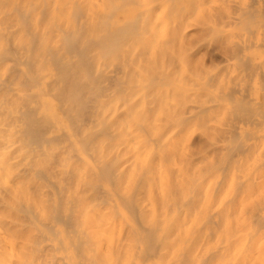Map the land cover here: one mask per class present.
<instances>
[{
  "label": "bare ground",
  "instance_id": "6f19581e",
  "mask_svg": "<svg viewBox=\"0 0 264 264\" xmlns=\"http://www.w3.org/2000/svg\"><path fill=\"white\" fill-rule=\"evenodd\" d=\"M49 1L50 0H0V264H83L84 261L82 262L81 256L79 255V254L82 255V253L84 254L83 256L88 257V259L87 257L86 259L89 261L90 264H116L118 259H116L115 252H117L118 249L120 248L121 246L120 243L123 242V239L121 238V239H118L117 241L113 240V234L115 232L114 231L115 225L110 223L111 222L110 220H112L111 219L112 216L109 215L112 212V210L111 212L109 211V213H107L110 216L109 217L107 215L110 218V220L105 221V219L102 218V215L99 212L100 209L98 208V206L100 207V203L99 202L95 203L92 200L93 199L92 197H87V199L90 198L87 201V199L84 198V196L81 193L82 191L85 192L84 189L87 186L85 184H87L88 182L83 183L85 187L84 188L82 187L83 188L82 191H79V193L74 194V196L70 194L71 197H73L71 198L69 196L70 188H68V184L67 185H63L62 183H59L58 185H56V183L52 184L51 177L49 176L50 173H53L54 175H62V176L66 175L64 177L65 178L64 180L69 179V178H66L67 176L74 178L73 182L76 187L74 188V190L76 189L78 190V188L82 185L80 175L82 174V172H85L86 174V171L88 172V169L90 171H93L92 173H95L96 175L97 173L99 175L102 172L103 177L102 176L101 177L104 179L105 177L108 176L109 178L107 179L112 180L114 184L116 180L115 176L113 175V171H112V169L114 168H115L114 170L116 169L118 170L122 168L123 170H126L127 173L133 172L134 175L136 174L138 179L141 180L142 179L141 175L149 171L150 157L155 156L157 154L159 159H161L162 158L161 154L164 153L165 155L164 151L171 147L176 148L177 154L182 151L184 152L185 149L183 150V143L185 142L186 137L188 135L189 127L188 128L185 127L187 128L185 130L186 132L184 133L183 138L180 141H178L177 140L178 137L176 136L182 130V129L180 130V127H182L181 125H184V124L191 125V127L194 128L195 125L190 123V120L192 119L194 114L203 113L205 112V110H209L211 112L212 107H210L211 105L210 106L206 105L202 101L195 102V103L191 102V104L188 105V107H186L188 110L189 116L188 117L183 116V118L182 116H180L181 117L180 123L174 125L175 127L171 129L170 134L165 135L166 137L160 135L161 136L160 137L159 134H155L154 132H152L150 135L149 131L151 130L147 131L148 130L147 125L144 123L143 125L142 123L138 122V125L135 124L136 126H134L132 125L134 123L133 120H132L133 123L131 122L130 124L129 122V115H128L129 110L133 111L134 114H137L140 111L145 113L144 112L145 110L147 112V109H145L146 107L145 102L150 99H147L145 101V96L147 94L145 95V92L143 90L144 87L138 91L137 90L131 91L128 94L129 95L128 98L121 99L120 103H122V105L119 104V106L120 105L121 106L118 108L117 106L112 107V102L110 101L111 95H109L106 92H103L101 94L99 93L100 94V95L98 94L99 96L95 95L94 97L90 95L93 98L91 99V97L89 96V91L86 92V90L88 89H85V86H84L86 85L85 82H87L85 81L87 76L85 78L79 77V76H83L82 73L81 75L79 74L76 75L77 71L74 69L75 67H73V65H70L71 62L72 64L76 62L70 61L71 58H69L70 56L69 51H73L74 48L75 49L77 48L76 50H78V46L77 47L74 46V41L80 39V36L84 38V36L86 35V32L89 33L90 32L89 30L90 29L92 30L91 28L92 26H90V29L82 31L80 34V31H81L79 30L80 27L78 26L79 33H77L78 32L77 26L76 24L74 25L72 21L67 20V22L64 21V23L63 22L61 23L60 20L62 18H60L59 20L56 17L57 22L55 21V19L54 21L57 24L54 23L52 25L51 24L52 21H51L50 22L51 27H49L48 24H46L47 23L46 18H48V20L49 19L52 20V18H54L55 16L59 17L58 14L62 13L64 9V5L59 0H56V2H54V5H50ZM185 1L186 2L184 3L187 4V0ZM188 1H191L188 4L189 6L186 7L187 5H184V8L186 9L183 8V10L185 11V14L187 17L189 16L193 18V21L195 22V27L197 29H200L201 25H203V27L206 26L208 30L214 29L216 27L215 25L219 26L218 23L217 24L216 22L215 24L213 23L214 21L212 20L214 18L213 19L211 18V21H210L209 20L210 17L207 18L206 16V18L208 19L206 20L203 10L202 11L200 10V9H204V12H206L208 10L212 11L215 7L218 9L219 6L217 5H220V4H217V5L215 4L217 0L216 1L212 0L215 3L212 2L211 0H207V1H210L209 7L211 4L214 6V7L212 6L213 9H208L209 7L206 6L207 2L204 3L203 2L204 0H188ZM222 2H224L223 5H226L227 7L234 6L236 9L234 7L233 8L236 11H234L233 13L235 14L234 15L233 13L229 14L227 10H226L227 14H221V12L223 13V11L227 9L223 7L222 3H221V6L223 8H220L221 6L219 7V10L221 12H216L217 9L216 10L214 9L215 11H212L214 12L213 14L211 11H210L211 14L209 13V11L207 12V14L209 13L210 15H213V17L217 16V14L215 15V13H219L222 16L226 15V16H223V18H225L224 23L230 26L229 28L231 27L234 28L235 30L234 35L232 34V36L230 35L229 37H226V38L224 37L226 39L225 41L232 44L230 45L233 47L232 48L233 57L237 58V57H240V55L242 54L246 55L245 53L249 49L250 50L251 49H254V50L264 49V0H241V1L222 0ZM100 5L101 3L99 4V6ZM74 6L78 7L77 5H74ZM164 8L166 7L164 6ZM178 8L180 9V7ZM76 10L77 8L75 9V11ZM98 10H100V7L98 8ZM150 10L152 11V9ZM158 10L159 11H157L156 9L155 12H159L156 14L165 15L163 11V7L162 8L160 7V9ZM166 10H169V9H166ZM103 12L105 14V11ZM110 12L113 13V10ZM179 12H182V11H179ZM108 13L109 11L107 12V16H108ZM176 13H177V10H176ZM149 14L150 12L148 13V16ZM168 14L166 13V16H168ZM178 14L181 15V13H178ZM182 14H184V12ZM109 15L111 16V14ZM137 15H135L136 18H138ZM219 16L216 17L215 21L220 22V20L217 19L219 18ZM98 18L100 19L101 16L98 15ZM154 18H156V16ZM58 20H59V23H58ZM78 20L75 19V22H78ZM103 20H104V23L102 22V20H101V23L102 25L104 24L105 26L106 19L104 18ZM154 20L153 22H156V19ZM181 20H182V17L180 21ZM157 21H158L157 28L159 30H157L156 27L155 29L157 31H155L154 29L153 30L157 33L158 31H160L159 39L161 40L162 35L164 33V29L170 22V19L163 18L161 16L160 18L158 17ZM173 21L175 22L176 20H173ZM107 22L106 24L108 25ZM146 22L149 23V21L147 20ZM88 23H89V20H88ZM129 23H133V22H128V24ZM96 24L97 26L99 25L97 22ZM128 24H126V26H128ZM78 25H80V23ZM142 25L144 29V24ZM142 25L140 27H142ZM82 27L84 28L85 26H82ZM140 27L138 28L140 29ZM147 27L150 32V27L149 26ZM203 27H201V29ZM100 28L99 30H102V26ZM152 28L153 26L151 27V29ZM216 29H218V27H216ZM99 30H97V32L100 33ZM166 30L168 29L166 28ZM102 31H105V30H102ZM83 32H85V35L83 34ZM211 32H214V31H211ZM62 33L67 34V37L70 40V42L69 40L67 41L68 42L66 43L68 44L67 46L61 45V42L63 41H61L60 44H58L59 37H61L60 35ZM92 33L94 34V31L91 32V35ZM151 33H150V36L153 35ZM52 34L54 35L55 44L53 45H51V43L47 44L46 40L50 41L49 37ZM181 34H179V36ZM103 35L104 34L102 35L99 34V36L97 35L96 37L93 36V38H91L90 40L98 42V43L100 41L103 42V38L104 39L106 38V36H103ZM145 35L149 36L147 34ZM65 36L66 35H64V39L66 38ZM231 37H233V39H231ZM169 38L172 39V37L168 36L167 38L168 40H166L167 42L169 41ZM149 39L151 40L152 37H150ZM65 40H67V38ZM35 42H37L35 47L40 46V50L39 52H37V54L39 53V55L33 53L34 51L33 44ZM155 42L158 43L159 40H155ZM109 43H110V40H109ZM65 46L67 47V49L64 48ZM107 46L111 47L112 44L111 46L109 45ZM80 48L81 46L79 47V49ZM81 49H86V48L83 47ZM89 49L90 48H88V51ZM79 51H80L79 53H82V50H79ZM86 52L87 51H85L84 54ZM103 55H107L106 57L109 56L107 53L102 54V56ZM85 56H87V54ZM36 57L37 59L35 60ZM91 59H94V56ZM51 60H54V62H57V65L62 67L61 72L63 70L62 73L64 74H58V73L55 74L53 72L54 70L52 71L50 69L49 64ZM35 62L38 64V67L36 70H32L33 69L32 66L33 65L35 66L34 64ZM77 63H80V62H77ZM77 63L74 65L77 66L78 65ZM244 63L245 65L242 64V66L239 67L241 69L239 73L234 76L235 79L237 80L232 79L235 81V82L232 81L233 82L232 84L235 83V86L229 87L230 85L229 86L226 85L227 87H225V90L222 87L223 89L221 92V95L223 93V97H225L224 96L225 94L226 96L229 95V93L231 94L233 93L234 95L239 94L238 98H236L237 96H235V98L236 99L241 98V100L239 101L236 100V102L238 101L237 106L233 108L234 111L231 109L233 111L232 113L234 116H232L231 115L232 113H231L230 117L232 118L234 117L238 120L239 119L241 120L238 121L235 119L236 122L233 121L234 123L232 122V125L228 124L227 128L221 130L222 133L224 134V138L218 143L213 142L211 145L213 150H219L220 152L222 151L221 153L222 156L219 160V166L217 165L218 167L216 168V171L213 175L216 179L214 180L215 183L211 185L208 184L210 181L209 182L207 181L206 183L209 186V188H211V190L213 191V194H214L213 197H217V196L219 197L218 198L219 202L218 203L212 202L210 204L211 209L209 211L206 210L208 208H205V211H208V213L203 212V210L201 211L204 214L205 213L207 214V215L206 214L204 215L201 213L202 215L207 216L204 222V225H202V228H203L202 231L204 232L203 234L196 233L202 236L204 235L207 238V239L205 238V240L208 241L209 243L208 249L206 250L205 248L206 252H204V248H203L202 249L203 253L200 252L199 254L195 255L193 253V250L191 249V246L189 245L182 244L179 248H175L176 245H172L167 242L170 236V233H171V228H164L159 231L158 230L159 228L156 227L155 225L146 224L141 227L139 226L140 224L138 223L139 229L141 228L140 229L141 232L144 233V238L146 239L147 247L144 246L146 247V250H143L144 252L140 256L141 258H138L136 256V260L133 263L135 264H162L163 263L162 260L166 259L167 254L170 251H175L173 253L174 255L176 254L175 255L176 257H174L173 259L174 264H264V108L260 107L263 109H259V106H264V57H260V56L248 57L247 61L244 60ZM84 64L86 65L85 62ZM84 64H82V66ZM79 65L77 67L81 66ZM70 66H72L73 70L76 71V72L74 71L75 77L73 76V74L71 75V73L73 72L70 71V69L72 68ZM81 69H84V67H82ZM57 71L61 73L56 68L55 72ZM178 71L182 72L181 68H179ZM85 72H86V69H85ZM137 73H136V77L140 75L139 74L137 76ZM105 78L110 80V79H114L115 77L110 74ZM247 78L248 79L256 78L258 79V82H255L254 84L251 85L249 84ZM91 80H93L94 83L97 82V81L95 82V79H91ZM91 80L88 83H90ZM204 80L206 83L204 81L194 80V84L191 86V88H185L180 85L171 84V87H170L171 89L164 90V91L160 90L158 92V94H160V98L158 101L159 102V108H158L159 114L157 113V115L161 114L160 112H162L161 111L162 109L166 110L167 105L172 107L173 109H177L178 105L175 100L176 96L187 94V93H189L190 96H194V97L198 95H202V96L208 95L209 96L211 92L210 90L207 89L208 87L206 85L207 83L209 84V82H207L209 80L207 78ZM118 81L121 82L120 78ZM237 83H239L238 87L236 85ZM92 93L93 95L95 94L94 92ZM92 93L90 92V94ZM49 94L55 99H56V95L62 98V100H60L61 102L58 100L59 101L58 103H60L61 107L63 108V111H62L63 116L66 115L65 117H68L66 121V125L63 124L65 128L63 126H60L61 118H58L55 115L52 116L53 114L52 112H50L51 106H49L48 101H47V97ZM258 94L260 95L261 99L258 96ZM86 96H88L91 99V101L89 100L87 101ZM229 96L232 97V95H229ZM150 98H152V96H150ZM217 99L220 100V98H218V95H217ZM217 99L216 100L214 99V100L216 102H219ZM214 100L212 101L216 103ZM154 101L155 99L153 100V102ZM73 104L75 107L74 110L76 112L75 115L71 114L74 111V110L72 111ZM217 104H220V102L216 103V107L218 106ZM155 106L156 104L153 105V108ZM168 111L170 110L168 109ZM185 113L183 115H185ZM205 113H208V112H205ZM81 114H83V116L85 115V118H86L84 119V117L81 116V118L84 119L83 122L81 121L82 124L84 123L85 126L87 124L91 125L92 128L87 129V130L85 129L87 132L85 131V133L83 132V134L81 132L82 134V135L80 134L81 138L77 140V138L74 137L73 135L72 129L75 131L81 129L80 127L81 124L80 126L78 125V117ZM147 115H148L147 117H149L150 114H147ZM130 116H135V115L130 114ZM157 117H160V116H157ZM116 119L119 120V123H115ZM159 123H160L159 121L158 122L153 121L150 125V127H152L151 129L156 130L157 127L162 124V123L161 124ZM71 124L72 125L74 124L75 127L73 126L74 128H72V126H70ZM249 124H252L254 126L251 127L249 126ZM139 128H140V131H139ZM161 129L163 130L164 127L162 128L161 126ZM145 131H147L149 136L143 135ZM191 132L192 130L190 131V133ZM76 133H77L76 135H79L78 134L79 132L76 131ZM235 134L236 135L237 134L246 135V137L244 136L245 137L244 139L239 140V141H234V143L232 144L233 141L231 140V138L234 139L235 137L238 136V135L235 136ZM80 140L84 143L85 153H83L84 151L80 152L76 148L77 143L81 142ZM59 141H63V142L65 141L68 144L64 146H60L58 144ZM225 142H229L230 145L226 146L224 144ZM96 148H97V151L99 152L98 154L95 152L96 155H98V157L95 159L98 165L95 164V167H93V165L90 166L85 160V154L86 155L89 154V153H86L87 150L90 151L92 149H95L96 151ZM113 150L115 151V153L113 152ZM121 152L123 154V155L121 154L122 156L119 155ZM52 155H54L56 158L54 156L53 157L57 159L55 163H53L55 161L54 158H53L54 160L53 162L49 158V156H52ZM74 157L83 162L81 163L82 165L81 167L80 166L75 167L73 165L72 159ZM235 158L237 160L233 162V159ZM187 159L188 158H186V160ZM193 159H194L193 157H190L188 159L189 165L196 163L197 159L196 160H193ZM40 160H41V163H40ZM165 160L167 159H164L163 162L166 163ZM248 161H252V162L246 164ZM237 162H238V166L236 164ZM74 164H76V161L74 162ZM168 164H170V162H168ZM175 165H176L175 167L177 170L179 171L182 170V165H178V164H175ZM183 165L185 166L186 164L184 163ZM163 167L164 166L162 165V162L159 161V164H158L159 173L163 171L162 170ZM166 170H169V169H166ZM99 171L101 172L99 173ZM153 171H152V174L155 173ZM174 172H176V170H174L173 173ZM133 173L131 174V177ZM231 173H233L234 175L233 174L231 175ZM123 174L121 176H123ZM167 174H169V172ZM136 175L133 177L135 178ZM122 178L124 179L125 177H121V179ZM132 179H130V181ZM92 180H90V182H92ZM62 181H63V178H62ZM106 181L108 182V180ZM163 181L164 183L166 182V180H163ZM169 181H170V178H169ZM92 183L95 184L94 182ZM135 183L138 184L139 181H136ZM129 184L127 188H129L130 186ZM143 184L145 183L142 182V186L140 187H143ZM174 185L176 186V184ZM42 186H45L47 189V191L45 190L46 191L45 196L47 197L51 196L48 200L45 199L46 197L43 196L44 193L43 195L42 193L38 194L41 191L40 188ZM154 186L150 188L153 189ZM170 186L172 188V185ZM145 187L148 188L147 186ZM165 187L167 188V186ZM204 187L206 188V186ZM29 189L36 190V191L31 190V192H29ZM90 189L91 188H89V190ZM119 189H120L119 195L123 197L124 194L121 192V188ZM152 189L150 193L152 192ZM160 189L162 190L161 193L163 192L164 194V190L162 189V186L160 187ZM38 190L40 191L38 192ZM99 190L98 192H100ZM95 191H96V188H95ZM63 193L67 201L65 205H63L64 203L62 205L60 203V202H63V200H61V197H60L61 195H63ZM150 193H149V196L152 199L153 195L151 196ZM146 195H147V192L145 196ZM92 196L94 197L95 195H93L92 193ZM133 197H134L133 192L130 195L129 194L125 195L123 199L127 203V206L125 205L123 206H125L126 208L129 207L131 212L138 214L137 207L133 200ZM50 199L54 203L52 207L50 204H48V201ZM191 200L192 198L190 199L189 197L188 199L187 198L185 199V202L188 203V202H191ZM143 201L145 200L143 199ZM154 201H152L151 203H153ZM149 202H150V199H149ZM103 203H105L104 200H103ZM109 203H111V201ZM158 204H160L161 206V203H158ZM107 205L108 204L104 205V207ZM109 206L111 207V209L113 208L112 205L109 204ZM141 206L143 207L144 205H141ZM162 208L164 209V207ZM162 208L160 207L162 214H163L164 212ZM60 209H62V211ZM104 211L107 212L108 210L104 209ZM183 213H184V210H183ZM190 213L191 211L189 212V214ZM123 215L124 214H121V216ZM144 215L146 214L144 213ZM160 215H161V212H160ZM133 217L136 218L135 216ZM159 217L161 219V216ZM145 218L147 219V216H144V219ZM199 218L201 217H198V220ZM75 220L81 221V223L77 225L76 227H74ZM137 222L138 221H136V223ZM195 224L192 226L193 228L196 227ZM69 228L70 229L74 228V231L70 230ZM127 228L129 227L127 226ZM119 230L120 229L118 228V231ZM173 231L174 229L172 230V233ZM191 231H192V228H191ZM129 232H130V229H129ZM174 233L176 234V231ZM175 234H173L174 236L173 238H176ZM180 235L183 236V234H181V231H180ZM127 238L128 237L124 238V240L126 239L125 240L126 242L123 245L124 248H126V245L128 243ZM170 239L172 240V238ZM129 240L131 241L130 238ZM195 241H194V244L197 243ZM136 243H137V240H136ZM198 244H196L197 247L199 246ZM132 248L136 249L135 247H132ZM132 251L133 250L131 249V252ZM194 252H195V249H194ZM122 253L123 252L120 253L121 256H122ZM134 254H136V252ZM138 255L140 254L138 253ZM130 256H131L130 254L127 255V257H130ZM83 258L85 260V257ZM131 258H130V261H131ZM169 260H171V258H169ZM168 261L166 264H169Z\"/></svg>",
  "mask_w": 264,
  "mask_h": 264
},
{
  "label": "rangeland",
  "instance_id": "374dc122",
  "mask_svg": "<svg viewBox=\"0 0 264 264\" xmlns=\"http://www.w3.org/2000/svg\"><path fill=\"white\" fill-rule=\"evenodd\" d=\"M59 1L64 5L63 12L58 14L59 17L58 16H55L54 18L50 17V18H52V20L51 19L48 20V18H46V20H47L46 24H48L49 27H51V25H50L51 21H52L51 22L52 25L55 23V21L57 22L56 17L59 20H60V18H62L61 19L62 21L60 20L61 23L62 22L64 23V21L67 22V20L72 21L74 23V25L76 24L77 31H78V26L80 27L79 28V30H81L80 34L82 31L88 30V29H90V26H92L91 27L92 30L90 29L89 33L86 32V35L88 34L87 36L85 35V32H83V34L87 38L84 35H82V36H84V38H83L79 34L80 39L74 41V46L75 47L78 46V50H76L77 48L75 49L73 47L74 48L73 51L76 50L78 53L76 51H74V52L69 51V55H70L69 58H71L70 61H73L76 63L80 62L77 64L81 65V66L79 65L80 67H77L78 65L77 66L74 65L76 63L72 64V62H71L70 65H73V67H75L74 69L77 71L76 72L75 70H73V67L70 66L72 68L71 69L69 68V69L71 72H73V73H71V75L73 74V76L75 77L74 74L76 72V75H78V74L81 75V73L83 74V76L85 75L84 77L83 76H79V77L85 78L87 76L86 80H85L87 82H85V83H86V85H88V84L89 85L88 86L84 85V86H85V89H88V90H86V92L89 91V96L92 95V97H94L95 95H98L99 93L101 94L103 92H106L109 95H111L110 101L112 102V107L117 106V108H118L122 105V103H120L121 99L128 98V96H129L128 94L131 91H133V90L138 91L144 87L143 90L145 92V95L147 94L146 96H148L150 93V95L148 97L145 96V101L147 99H150V100L146 101L147 103L149 102L148 104L145 102V106H146L145 109H147L148 113L145 110L144 111L145 113L140 111L137 114H134L133 111L129 110L128 111L129 122L131 124V122L133 123V121H134V123L132 124L134 126L138 125V122L142 123V124L144 123L147 125V128H148L147 131L151 130V131H149L150 135L152 132H154L155 134H159V136L162 135L164 137H166L165 135L170 134L171 129L175 127L174 125L180 123V119H181L180 116H182V118H183V116L184 117L189 116L188 110L186 107H188V105H190L191 102L195 103V102L202 101L206 105H209V106L211 105L210 107H212L211 108L212 110H211V112L209 110H205V112H208V113H205V112L197 113L196 112L197 114H194V116L190 120V123L195 125L194 128H192L191 125H185V124L181 125L182 127H180V130L181 129L182 130L176 136V137H178V139H177L178 141H180L183 138L184 133L186 132L185 130L189 127V132H188V135H187L186 140L184 142L185 144L183 143V150L185 149L184 152L182 151V152H179L177 154L176 148L171 147V148L166 149L164 151L165 155H164V153L161 154V157L163 159L162 158L159 159L157 154L155 156H152L153 158L150 157L149 171L145 172V174L141 175V178H142L141 180L138 179L136 174H135L136 177L134 178L133 176H135V175L133 172L127 173V171L123 170L122 168H120L118 170L117 169L114 170L115 169L114 168V169H112L113 175L115 176V179H116L115 184H114L112 182V180L107 179V178H109L108 176L103 179L102 178L103 173L101 171H99V173L101 172L99 175H98V173L96 175L95 173H92L93 171H90L88 169V172L86 171V174H85V172H82V174L80 175L81 176L80 179H81L83 186L81 185L78 188V190L77 189L74 190V188H76L75 184L73 182L74 178L67 176L66 178H69V179L64 180L65 179L64 177L66 175L62 176V175H54L53 173H50L49 176L51 177L52 184H54V183H56V185H58L59 183H62L63 185L68 184V188H70L69 189V192H70L69 196L70 197H71V195L74 196V194H77V193H79V191L83 190V188L85 187L83 183L88 182L89 184H91V185H89L88 183L85 184V185H87L86 186L87 188L85 187V189H84L85 192L84 191L81 192L82 195L86 199H87V197H92L93 198L92 200L95 203H98V202L100 203V207L98 206V208L100 210L99 209L98 210H99L100 214L102 215V218L105 219V221H109L110 220L109 217L112 216V218H111L112 220H110L111 221L110 223L115 225V227H114L115 232L113 234V240L117 241L118 239H121V238L123 239V242L121 240L122 243H120V245H121L120 248L118 249L117 252H115L116 253V259H118L116 264H120V263L121 264L122 263L123 264L124 263L135 264L133 262L136 260V256L138 258H141L140 256L144 252L143 250H146V247H147L146 239L144 238V233L141 232V230H140L141 228L139 229V227H138L139 224H140L139 226H141V227L146 225V224L147 225H155L156 227L159 228L158 229L159 231L164 229V228H171V233H170V236H169L168 241H167L169 244L176 245L175 248H179L182 244L189 245V246H191V249L193 250V253L195 255L199 254L200 252L203 253V250H202L203 248H204V252H206V250L209 247L208 241L205 240L206 237L204 235L202 236V235H199L196 233L203 234L204 231H202L203 230L202 225H204V222L207 218V216H204V215L206 213H208V211L211 209L210 204L212 202H214V203L219 202V199H218L219 197L218 196L213 197L214 196L213 191L211 190V188H209V186L207 185L206 182L210 181L208 183L210 185L215 183L214 180H216V179L213 175L216 171V168L219 166V160L222 156L221 155L222 151L220 152L219 150H213L211 145L213 142L218 143L224 138V134L221 131L222 129L227 128L228 124L232 125L233 121L236 122V120H238L234 117H233L234 119L232 117H230V114L234 111L233 108L237 106V102L239 100H241V98L236 99V98H238L239 94L234 95L233 93L232 94L229 93V95H232V97H233L232 98L229 95L226 96V94L224 95L225 97H223V93L221 95V92H222L223 88L225 90V87H227L229 85H230L229 87L235 86V83L232 84L233 82H235L232 79H235L234 76L237 75L239 73V71L241 70L239 67H241L242 64L245 65L246 62L244 63V60L247 61L248 57H254V56L264 57V53H263L264 49H256V50H254V49L250 50L249 49L248 51H246V53H245L246 55H244V54L240 55L241 58L240 57H237V58L233 57V55H232V48L233 47L231 46L232 44L225 41L226 40L225 38L229 37L230 35L232 36V34L234 35L235 30L233 27L229 28L230 26H228L224 23L225 18H223V16H226V15L222 16L221 14H227L226 10L228 11L229 14H232L234 11H236L235 10L236 8L234 6L227 7L226 5H223L224 2H222V0H220L221 2L217 0L216 3L211 0L216 5L220 4V5H217L219 7L221 6V3H222L223 7L227 8L225 10L222 9V10H224L223 13L219 10V7H218V9L216 7L214 8L215 10L217 9L216 12H221V14L215 13V15L217 14V16L221 15V16H219V18H217L220 20V22L215 21L217 16L213 17V15H210L212 11H215L213 9L214 6L212 4L210 5V7H212V6L213 7L212 8L209 7L210 1H207V0L203 1L204 3L207 2L208 5L206 4V6L209 7L208 9H213L212 11L210 10L211 12L208 10L210 14L209 13L207 14V12H208V11H206L207 8L205 9L206 12H204V9H200L201 11L203 10V13H204L206 20H208L207 19L208 17H210L209 18L210 21H211V18L212 19L214 18L212 20V21H214L213 23L215 24V22H216V24L217 23L219 24V26L215 25L216 27H218V29H216V27L214 29L209 28L211 31H214V32H211L210 30H208L206 26L203 27V25H201V27H203L205 29L202 28L203 29L202 30L201 27H200V29H197L195 27V22L193 21V18L186 16L183 8H184V5H187L186 7L189 6L188 4L191 1H188V0H187V4L184 3V2H186L185 0H107V2H106V0H97V1L96 0L95 1L94 0L93 1L92 0H82V1L81 0H65V1L59 0ZM225 1H227V0H225ZM239 1H241V0H239ZM49 2H50V5H54V2H56V0H50ZM99 2L101 3L100 6H99V4H100ZM81 3H82V5H81ZM225 3H227V2H225ZM74 5H77L78 7H76ZM164 6L166 8H164ZM202 6H204V5H202ZM99 7H100V10H98ZM160 7L161 8L163 7V11H164L165 15L156 14V13H159V12H155L156 9H157V11H159L158 9H160ZM178 7H180V9ZM223 7L221 6L220 8H223ZM231 7H232V9H231ZM72 8H73V10H72ZM76 8H77V10L75 11ZM150 9H152V11ZM166 9H169V10H166ZM175 9L177 10V13H176ZM184 9H186V8H184ZM112 10H113V13L110 12ZM165 10H166V12H165ZM103 11H105V14ZM108 11H109L108 16H110L109 14H111L110 17L107 16ZM179 11H182V12H179ZM142 12L144 15L142 14ZM149 12H150V14L148 16ZM153 12H155V13H153ZM168 12H169V14H168ZM183 12L185 15L182 14ZM79 13H81V14H79ZM166 13L168 14V16H166ZM178 13H181V15ZM213 13L214 12H212V14ZM82 14H83V16H82ZM176 14H177V16H176ZM234 14L235 13H233V15ZM98 15L101 16L100 19L98 18ZM135 15H137L138 18H136ZM139 15L142 19L139 17ZM172 15H173V17H172ZM105 16H107V17H105ZM155 16H156V18H154ZM161 16L163 18L170 19V22L172 21L173 23L172 22L168 23V25L166 26V28L168 30H166V28L164 29V33H163L162 38L160 40L159 39L160 31H158V33L155 31L159 30L157 28V26H158L157 25V22H158L157 19H158V17L160 18ZM175 16H176V18H175ZM206 16H207V18H206ZM70 17L73 19H71ZM181 17H182V20L180 21ZM86 18H87V20H86ZM102 18L103 19L105 18L106 22L108 21L107 22L108 25L105 22V26L107 25L106 27L104 26V24L102 25V23H101V20L104 23V20ZM107 18H108V20H107ZM133 18H135L136 21ZM153 18L156 19V22H153V20H154ZM54 19H55V21H54ZM75 19L76 20L79 19L80 21L78 20V22H75ZM59 20H58V23H59ZM88 20H89L90 24L88 23ZM117 20H118V22H117ZM146 20L149 21V23L146 22ZM173 20H176V21L174 22ZM127 21L133 22V23L128 24ZM85 22H87L88 24ZM96 22L99 24L98 26H97ZM77 23L78 24L80 23V25H78ZM55 24H57V23H55ZM94 24L97 28L94 26ZM126 24H128V26H126ZM133 24H134V26H133ZM142 24H144V29H143ZM149 24L153 26L152 29H151L152 26H150ZM141 25H142V27H140ZM154 25H156V26H154ZM82 26H85V27L83 28ZM99 26L100 27L102 26V30H105V31L99 30V28H100ZM147 26L150 27V32H149ZM171 26H173V27H171ZM185 26L187 27V29ZM81 27H82V29H81ZM107 27H108V29H107ZM138 27H140V29ZM155 27L157 30L155 29ZM184 27H185V29H184ZM97 30H99L100 33L97 32ZM144 30H146V31H144ZM93 31H94V34L92 33V35H91V32H93ZM176 31H177V33H176ZM108 32L109 33L111 32V33L109 34ZM182 32L183 33L185 32L184 35ZM77 33H79V31ZM144 33L149 35V36H146ZM150 33L153 35L150 36ZM170 33H172L173 36ZM62 34L60 35L61 37H59L58 44H60V42L63 41L64 43L61 42V45L67 46L68 44H66V43H68L67 41L69 40V38L67 37V34H63V35ZM99 34H101V35L104 34L103 36H106L105 39L103 38V42L100 41L98 43V42L90 40L91 38H93V36L96 37L97 35L99 36ZM179 34H181L180 35L181 37L179 36ZM64 35H66L65 37L67 38V40H65L66 38L64 39ZM51 36L49 37L50 41L46 40V43L47 44L51 43V45H53V44H55L54 43V35L52 37ZM168 36L172 37L173 41L171 38H169V41L167 42L166 40H168L167 39ZM182 36H184V37H182ZM150 37H152L151 40L149 39ZM231 39H233V37H231ZM109 40H110V43L112 41V43H111L112 46L109 43ZM155 40H159V42L157 43V42H155ZM78 41H80V42H78ZM85 41H87V42H85ZM223 41H225L227 44ZM69 42H70V40H69ZM92 43L94 46L92 45ZM107 43H109V44H107ZM36 44H37V42H35L33 44V50H34L33 53L34 54H37V52H39V50H40V46L35 47ZM79 45L81 46V48L85 47L86 49H81V48L79 49V47H80ZM90 45H92V46H90ZM107 45H109L111 47H108ZM153 45H155V46H153ZM66 46L64 48L67 49ZM87 46H88V48H90L89 51H88ZM98 46L100 49L98 48ZM101 46H103V47H101ZM106 46H107V48H106ZM91 48H93V49H91ZM108 49H110V50H108ZM79 50H82V53H79L80 52ZM90 50H92V51H90ZM85 51H87V52L84 54ZM105 52L109 55L108 57H106L107 55L102 56V54H106ZM86 54H87V56H85ZM92 54H94V55H92ZM37 55H39V53ZM93 56H94V59H91V58H93ZM82 57H84V58H82ZM36 59H37V57L35 58V60ZM84 62L86 63L87 66L84 64ZM240 62H242V63H240ZM106 63H107V65H106ZM34 64H35V66L34 65L32 66L33 67L32 70H36L38 67V64L36 62ZM50 64H49V67L52 71L54 70L53 72L55 74H57V73L58 74H64V73H62L63 70L61 72L62 67L57 65V62H54V60H51ZM82 64H84V65L82 66ZM88 64H89V66H88ZM82 67H84V69H81ZM56 68L61 73H59L58 71L55 72ZM89 68H90V70H89ZM179 68H181L182 72L178 71ZM64 69H66V68H64ZM85 69H86V72H85ZM137 71H138V73H137ZM177 71H178V73H177ZM141 72H142V74H141ZM136 73H137V76L140 74L141 77H140V75L138 77H136ZM110 74L113 75L115 78L110 79V80L106 79L105 77H107ZM69 76H70V74H69ZM97 76H99V77H97ZM119 78H120L121 82L118 81ZM206 78L209 80V81H207V82H209V84L208 83L206 84L208 87L207 89L210 90V92H211L209 96L208 95L207 96L198 95V96L194 97V96H190L189 93L176 96L175 100L177 102L178 108L173 109L172 107L167 105V107H166L167 109L166 110L162 109L161 110L162 112H160L161 114L157 115V113L159 112L158 111V108H159V102L158 101L160 98V94H158V92L160 90L164 91V90L171 89L170 88L171 84L180 85V86L185 87V88H191V86L194 84V80L205 82L204 79H206ZM211 78H212V80H211ZM252 78H249V79L247 78L249 84L252 85L255 82H258V79H256V78L252 79ZM91 79H95V82L97 81L96 83H98V82L99 83L96 84ZM90 80H91L90 83L93 85L88 83ZM107 80H109V81H107ZM235 80H237V79H235ZM134 82H136L137 84ZM238 84L239 83L236 84L237 87H238ZM96 89H97V91H96ZM90 92L91 93L94 92L95 94L94 95H93V93L90 94ZM217 95H218V98H220V100L217 99ZM150 96H152V98H150ZM215 96H216V98H215ZM235 96H237V97L235 98ZM258 96L260 97L259 94H258ZM92 97H91V99H93ZM86 98H87V101L88 100L91 101V99L88 96H86ZM152 99L153 100L155 99V101L153 102ZM214 99L215 100L217 99L220 102V104H217L218 105L217 107H216V103H219V102H216ZM260 99H261V97H260ZM58 100L60 101V100H62V98H60V96H57V95H56V99L53 98L50 94L47 97L48 104H49V106H51L50 112H52V114H53L52 116L55 115L58 118H61L60 126H63L65 128L64 125H66V121H67L68 117H65L66 116L65 114H64L65 116H63V114H62L63 108L61 107V104L58 103L59 102ZM212 100H214L216 103H214ZM236 100H238V101L236 102ZM250 103H252V102H250ZM119 104H121V105L119 106ZM155 104H156V106L153 108V105H155ZM260 107L264 108V106H259V109H263ZM72 108H73L72 109V111H73L75 109L74 104L72 105ZM168 109L170 111H168ZM165 112H167V113H165ZM184 113H185V115H183ZM71 114L75 115L76 114L75 110ZM83 114H85V113H83ZM83 114H81L78 117V125L80 126V124H81V126H80L81 129L76 130V131L79 132L78 133L79 135H76L77 134L76 131L72 129L73 135H74V137L77 138V140H79L81 138L80 136L83 134V132L85 133V131L87 129L92 128L91 125L87 124L85 126L84 123L82 124L84 119H86L85 115L83 116ZM130 114H133L135 116H130ZM147 114H150L149 117H147L148 116ZM156 115L160 116V117H157ZM231 115L234 116L233 113ZM81 116L84 117V119H82ZM139 119H140V121H139ZM141 119H143V120H141ZM240 120L241 119H239L238 121H240ZM153 121H157V122L159 121L160 122L159 124H161V123L162 124L159 125L156 130H154V129H151L152 127H150V125ZM115 123H119V120L116 119ZM70 126H72V128L75 127L74 124L73 125L71 124ZM161 126H162V128L164 127V129L166 128L165 129L166 131L164 129L162 130ZM249 126L252 127L254 125L249 124ZM87 127H89V128H87ZM185 127H187V128H185ZM168 129H170V130H168ZM191 130H192V132L190 133ZM139 131H140V128H139ZM147 131H145V133H143V135L149 136ZM81 132H82V134H81ZM237 135L235 134V136H237V137H235L234 139L231 138V140L233 141L232 144L234 143V141H239V140H242L246 137V135H241V134H237ZM58 144L60 146H64L68 143L65 141L64 142L59 141ZM224 144L226 146L230 145L229 142H225ZM177 146H179V145H177ZM76 148L80 152L84 151L83 153H85V146H84V143L82 141L77 143ZM116 151H117V149H116ZM95 152L97 154L99 153L97 151V148H96V151H95V149H92L90 151L87 150L86 153H89V154L88 155L85 154V160L87 161V163L90 166L93 165V167H95V164L98 165V163H96V161H95V159L98 157V155H96ZM113 152L115 153L114 150H113ZM121 154H122V152L119 155L122 156L123 154L122 155ZM53 156L54 155L49 156V158L52 160V162L55 160L53 162V163H55L57 159H55L56 157L54 156L55 157L54 158ZM190 157H193L194 158L193 160L197 159L195 164H192V165L188 164V159ZM53 158H54V160H53ZM169 158H170V160H169ZM186 158H188V159L186 160ZM164 159H167L169 161L165 160L166 161V163H165V162H163ZM158 160L160 162H162V165L164 166L162 169L163 171L161 173H159V171H158V164H159ZM236 160H237L236 158L233 159V162ZM75 161H76V164H74ZM177 161H179V162H177ZM72 162H73V165L75 167H77V166L81 167L82 166L81 163H83L82 161H80L79 159H77L75 157L72 159ZM157 162H158V164H157ZM168 162H170V164H168ZM173 162L175 164L182 165V170H180L181 173L179 170L176 169V167H175L176 165ZM250 162H252V161H248L246 164H248ZM40 163H41V160H40ZM184 163L186 164L185 166L183 165ZM236 164L238 166V162ZM169 165H171V166H169ZM167 167H169V168H167ZM166 169H169V170H166ZM170 170L172 173L170 172ZM174 170H176V172L173 173ZM125 171H126V173H125ZM152 171L155 173L152 174ZM123 172H124V174H123ZM168 172H169V174H167ZM132 173H133L132 177H133L134 181L131 177ZM122 174H123V176H121ZM232 174L233 173H231V175ZM94 177H96V178H94ZM121 177H125V178L124 179L122 178L123 179L122 180ZM62 178H63L64 182L62 181ZM147 178H149V179H147ZM169 178H170V181H169ZM89 179L90 180L93 179L92 182H94L95 184L90 182ZM130 179H132L131 181H133V182H131ZM135 179H136V181H139L138 184L135 183L136 182ZM178 179H180V180H178ZM106 180H108V182ZM163 180H166L165 183H167V184H165ZM65 182H66V184H65ZM97 182H99V183H97ZM129 182H130V184H129ZM142 182H144L145 184H143V187H140V186H142ZM128 184L130 185L129 188H127ZM174 184H176V186ZM179 184H180V186H179ZM144 185L147 186L148 188H146ZM170 185H172V188ZM97 186H98V188H97ZM153 186H154L153 189L150 188ZM161 186H162V189L164 190V194H163V192L161 193V191H162L160 189ZM165 186H167L168 189ZM182 186L184 187V189ZM204 186H206V188ZM33 187H34V185H33ZM157 187H159V188H157ZM30 188H31V186H30ZM89 188H91V189L89 190ZM95 188H96V191H95ZM99 188H100V190H99ZM119 188H121V192L124 194L123 197L127 194H129V195L132 194V192L134 193L133 200L136 204L138 214L131 212L129 207L128 208L125 207V206H127V203L125 202L123 197H121L119 195V193H120ZM40 189H41V191L38 190V192L40 191L38 194L42 193V195H43V193H44L43 196L46 197L45 199L48 200L51 196H48V197L45 196L46 191H47L46 187L42 186ZM151 189H152V192H151L152 194L150 193ZM31 190L32 189H29V192H31ZM98 190L101 193L98 192ZM123 190L126 193H124ZM32 191H36V190H32ZM86 192H88V193H86ZM146 192H147V195L145 196ZM92 193H93V195H95L94 197L92 196ZM149 193L151 196L153 195L152 199L150 198ZM60 197H61V200H63V202H60L61 205L63 203H64L63 205H65V203L67 201L65 199L64 193ZM148 197L150 199V202H149ZM189 197H190V199L192 198V200H191V202L186 203L185 199L186 198L188 199ZM71 198H73V197H71ZM98 198H99V200H98ZM106 198H107V200H106ZM89 199L90 198H88L87 201ZM137 199L138 200L140 199L139 202ZM143 199L145 201H143ZM103 200L105 203H103ZM158 200H160V201H158ZM110 201H111V203H109ZM152 201H154L155 203L154 202L151 203ZM166 201H168V202H166ZM124 203H126V204H124ZM158 203H161V206ZM48 204H50L52 207V205L54 203L50 199L48 201ZM106 204H108V205L104 207V205H106ZM109 204L112 205V207H113L112 209L109 206ZM153 204L155 205V207ZM123 205H125V206H123ZM141 205H144V206L142 207ZM160 207L161 208L164 207V209L162 208L163 212H164L163 214H162ZM101 208H103V209H101ZM205 208H208V209H206L208 211H205ZM104 209L108 210V211L106 212V211H104ZM117 209H118V211H117ZM60 210L62 211V209H60ZM111 210H112V212H111ZM183 210H184V213H183ZM188 210H189V212L191 211L190 214H189ZM202 210H203V212H206V213L204 214L203 212H201ZM109 211L111 212L109 214L110 216L107 214V213H109ZM159 211L161 212V215H160ZM143 212L146 215H144ZM201 213L204 215H202ZM121 214H124L123 215L124 217L121 216ZM156 214H158V215H156ZM199 214H200V216H199ZM171 215H172V217H171ZM133 216H135L136 218H134ZM144 216H147V219L146 218L144 219ZM159 216H161L162 220L160 219ZM180 217H181V219H180ZM198 217H201V218H199V220H198ZM148 218H149V220H148ZM135 219H137V220H135ZM150 220H151V222H150ZM136 221H138V222L136 223ZM80 223H81L80 220H75L74 227H76ZM194 224L196 227L193 228L192 226ZM127 226L129 228H127ZM117 227L120 229L119 231H118ZM132 227H134V228H132ZM191 228H192V231H191ZM129 229H130V232H129ZM173 229H174V231L172 233ZM70 230L74 231V228L70 229ZM142 231H143V229H142ZM175 231H176V234L174 233ZM180 231H181V234H183V236L180 235ZM118 234H120V235H118ZM171 234H172V236H171ZM173 234H175L176 238H173L174 237ZM129 236H131V237H129ZM133 236H135V237H133ZM126 237H128L127 238L128 243L126 245V248H124L123 245L126 242L125 241L126 239L124 240V238H126ZM129 238L131 239V241L129 240ZM170 238H172V240ZM195 238H197V239H195ZM136 240H137L138 244L136 243ZM174 240H176V241H174ZM184 240H186V241H184ZM194 241L197 242L196 244L199 243L198 247L196 244H194ZM131 245H132V247H135L136 249H133L131 247ZM144 246H146V247H144ZM205 248H206V250H205ZM131 249L133 250L132 252H131ZM194 249H195V252H194ZM128 250L130 251V253ZM197 251H198V253H197ZM121 252H123L122 256L120 254ZM135 252H136V254H134ZM174 252L175 251H170L167 254L168 259L166 257V259L162 260V262H163L162 264H164V263L166 264L167 261L169 260V258H171V260L168 261L169 264H174L173 259H174V257H176L175 256L176 254L175 255L173 254ZM138 253L140 255H138ZM129 254L132 256V258H131V256L127 257V255H129ZM79 255L81 256L82 262L84 261V263L86 262L85 264H90L89 261L87 260L88 259L87 256H83L84 255L83 253H82V255L81 254H79ZM82 256L85 257L86 261L84 260V258ZM86 257H87V259H86ZM130 258H131V261H130ZM81 259H79V260H81ZM130 262H132V263H130Z\"/></svg>",
  "mask_w": 264,
  "mask_h": 264
}]
</instances>
